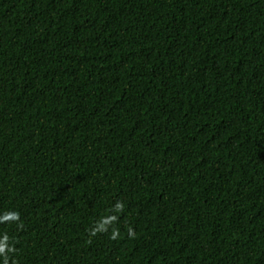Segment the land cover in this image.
Listing matches in <instances>:
<instances>
[{
    "label": "trees",
    "instance_id": "1",
    "mask_svg": "<svg viewBox=\"0 0 264 264\" xmlns=\"http://www.w3.org/2000/svg\"><path fill=\"white\" fill-rule=\"evenodd\" d=\"M0 264H264V0H0Z\"/></svg>",
    "mask_w": 264,
    "mask_h": 264
}]
</instances>
